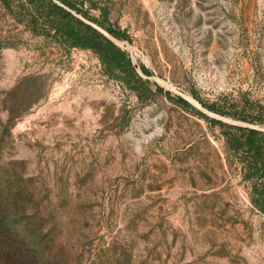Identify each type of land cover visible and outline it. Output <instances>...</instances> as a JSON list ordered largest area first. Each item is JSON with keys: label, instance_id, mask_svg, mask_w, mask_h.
I'll return each mask as SVG.
<instances>
[{"label": "rangeland", "instance_id": "rangeland-1", "mask_svg": "<svg viewBox=\"0 0 264 264\" xmlns=\"http://www.w3.org/2000/svg\"><path fill=\"white\" fill-rule=\"evenodd\" d=\"M84 1L143 82L0 1V216L34 264H264V214L210 119L264 125L203 105L264 106V0Z\"/></svg>", "mask_w": 264, "mask_h": 264}, {"label": "trees", "instance_id": "trees-1", "mask_svg": "<svg viewBox=\"0 0 264 264\" xmlns=\"http://www.w3.org/2000/svg\"><path fill=\"white\" fill-rule=\"evenodd\" d=\"M4 8L14 18L36 34L51 36L68 47L92 50L101 59L105 68L112 72L126 75L130 73L137 82H143L127 51L123 50L114 38H128L126 32L107 25L102 19L94 18L84 0H0ZM92 7H97L96 3ZM107 20V11L101 9ZM98 26L104 27V33ZM146 74L151 72L144 68ZM131 88L137 91L136 86ZM162 90V88H159ZM182 101L186 102L182 99ZM187 103V102H186ZM203 105L210 111L225 117H233L251 124L264 125V106L252 116L239 115L226 105ZM212 124L220 126L224 137L228 161L239 169L242 183L245 185L248 198L258 212L264 214V129L225 122L221 119H210ZM0 216V251L3 243L11 241L9 248L17 264H34L35 254H27L25 246L34 247L20 232L14 230ZM15 237V238H13ZM9 238L8 240H6ZM21 238V239H19ZM20 243V244H19ZM27 244V245H26ZM4 252H8L4 250Z\"/></svg>", "mask_w": 264, "mask_h": 264}]
</instances>
